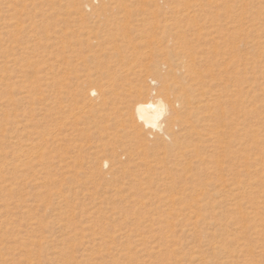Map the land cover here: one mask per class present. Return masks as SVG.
Instances as JSON below:
<instances>
[{"label": "rangeland", "instance_id": "obj_1", "mask_svg": "<svg viewBox=\"0 0 264 264\" xmlns=\"http://www.w3.org/2000/svg\"><path fill=\"white\" fill-rule=\"evenodd\" d=\"M101 2L0 0V264H264V0Z\"/></svg>", "mask_w": 264, "mask_h": 264}, {"label": "bare ground", "instance_id": "obj_2", "mask_svg": "<svg viewBox=\"0 0 264 264\" xmlns=\"http://www.w3.org/2000/svg\"><path fill=\"white\" fill-rule=\"evenodd\" d=\"M209 1H211V0H209ZM203 2H204V0H196V5H195L196 10L202 9L204 7L205 4ZM102 7H107L106 0H102L101 8ZM94 16L97 18H101L100 12L97 14L95 12ZM94 16H93V18H94ZM105 16L106 15H103V19L105 18ZM252 26L254 27L255 25L252 24ZM141 94H139V95H141ZM202 94L205 95L206 93L203 92ZM186 101L189 104L192 102L189 98L186 99ZM207 105H209V104H207ZM168 106L169 105L161 98H158L157 100L149 99L147 101H139L135 107V117L137 118L138 122H140L143 126H147V127H151L153 129H156V130H158L159 134L162 133L163 135L166 136V135H169L168 130H170L172 128V125L175 124V121H176V119H175V117H176L175 111L176 110L171 109L172 115L167 118V127L166 128L163 127L161 119L165 115V113L169 110L170 107H168ZM199 107H201V106H199ZM207 107H209V106H207ZM178 142H179V139L175 138V143H178Z\"/></svg>", "mask_w": 264, "mask_h": 264}]
</instances>
